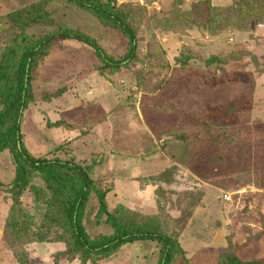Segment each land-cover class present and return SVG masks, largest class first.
<instances>
[{
	"label": "rangeland",
	"instance_id": "rangeland-1",
	"mask_svg": "<svg viewBox=\"0 0 264 264\" xmlns=\"http://www.w3.org/2000/svg\"><path fill=\"white\" fill-rule=\"evenodd\" d=\"M29 4L45 12L35 37L66 26L113 58L128 51L122 33L66 0H0V17ZM117 5L141 16L134 57L106 68L86 44L57 39L31 72L25 148L84 168L109 210L120 205L126 221L180 243L178 264H219L224 253L264 260V0ZM15 32L0 23V39ZM14 170L1 153L0 264H92L72 250L54 208L30 192L11 200ZM96 211L92 193L82 219L90 239L112 232ZM160 249L137 241L100 264H156Z\"/></svg>",
	"mask_w": 264,
	"mask_h": 264
},
{
	"label": "trees",
	"instance_id": "trees-1",
	"mask_svg": "<svg viewBox=\"0 0 264 264\" xmlns=\"http://www.w3.org/2000/svg\"><path fill=\"white\" fill-rule=\"evenodd\" d=\"M66 2L75 4L94 16L99 23L122 33L128 40V51L123 57L113 58L104 52L93 37L66 26L35 37L29 33V29L45 21L41 4L25 5L0 17V23L10 24L16 31L10 39H0V154L8 151L15 166L9 189L10 198L18 202L22 194L30 192L33 202L54 208L55 213H58L56 221L69 234L72 250L92 264H100L101 259L111 257L120 247L137 241L160 243L156 264L181 263L185 253L178 241L156 228H146L128 219L126 221L120 205L113 211L109 210L107 191L96 189L84 168L72 160L35 157L23 144L20 119L22 110L33 97L29 82L31 72L37 58L46 55L57 39H75L86 44L106 68L119 67L135 55L136 30L141 24L140 13L121 9L117 0ZM35 176L42 180L44 187L33 183ZM92 193H95L97 201L96 222H102L112 229L110 234L96 239L88 237L82 224ZM13 225L22 228L16 222ZM219 264H264V260H244L235 253H224Z\"/></svg>",
	"mask_w": 264,
	"mask_h": 264
}]
</instances>
